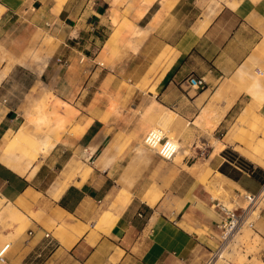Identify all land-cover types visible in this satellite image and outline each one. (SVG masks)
I'll list each match as a JSON object with an SVG mask.
<instances>
[{
    "label": "crops",
    "instance_id": "obj_1",
    "mask_svg": "<svg viewBox=\"0 0 264 264\" xmlns=\"http://www.w3.org/2000/svg\"><path fill=\"white\" fill-rule=\"evenodd\" d=\"M114 2L0 0V247L13 238L0 264H208L224 217L212 192L261 191L264 0H117L127 27L142 31L131 37L126 28L123 39L143 42L104 71L97 60L113 28L104 16ZM51 39L52 55L30 70L31 53ZM72 74L80 78L75 108L65 101ZM190 76L205 87L191 88ZM126 82L132 95L117 101ZM40 84L80 115L30 163L29 154L11 155L9 147L36 127L31 112L25 119L26 99ZM169 117L170 129L192 146L181 163L142 148L145 129ZM209 125L211 134L201 127ZM15 157L23 163L10 166ZM254 232L264 263V208Z\"/></svg>",
    "mask_w": 264,
    "mask_h": 264
},
{
    "label": "rangeland",
    "instance_id": "obj_2",
    "mask_svg": "<svg viewBox=\"0 0 264 264\" xmlns=\"http://www.w3.org/2000/svg\"><path fill=\"white\" fill-rule=\"evenodd\" d=\"M116 4H117V0H116V2H114L112 4L111 10H109V12H107V14H105V16H104L105 19H108L113 26V28L111 30H109L110 34L106 35V37L104 39H102L103 42H102L101 48H100L102 50H101L100 57L97 60V62L100 64L99 66H103V68L105 69L104 71H111V70H107V67H110V68L116 67L117 62L119 60H121L125 54L131 53L133 55L134 53H136L131 49L130 44L132 42L131 43L129 42L127 45L124 42H122V40H121V39H123L122 36H124V30L128 27L126 26L127 21L123 22V19H124L123 16L119 13V11L115 10L114 6ZM118 13L120 15V20L114 22V17ZM113 15H114V17H112ZM117 28L121 29L122 33L120 36L117 37L118 43H117L116 47L114 49L112 48L109 53H104V48H105L106 43L109 40H110V43H112V41H115L114 33H115V30ZM46 42H47V48L46 49H43V46L40 45V47L36 48L35 54L31 53L32 57L29 59L31 66L29 67V69L34 71V72H38L37 70L40 69L43 65L42 62H40L41 57L46 58V57H48V55L51 56L53 51H54V48H55L54 40L51 39V40H48ZM136 42H139V41L136 40ZM49 44L51 45L50 47H49ZM4 56L9 57L10 54L6 53ZM15 62L16 61L9 60L8 64H12ZM17 62L19 64V61H17ZM86 63H87V59L83 57V63H81V65H85ZM75 64L77 67L78 66L77 64H80L79 60H78V62L74 63V66L72 69H74ZM0 65H1V63H0ZM104 73L105 74L102 77H100L99 80L103 81V83L106 85L107 80L109 78H108V76H106V72H104ZM79 79L80 78H76V76L74 74H72V76H70V78H66V81H67L66 86L69 89L67 92H65L66 100L65 99L64 100L66 102L70 103L73 107H74L76 101L79 102L76 99V97L78 96V92L75 91V90H79V84L77 83ZM82 79H84V78H82ZM41 85L42 84H40V87L38 86V87L34 88L32 93L27 94V99H26L27 108L25 110V119H26L28 112H31V113L38 112L39 113V111H41L40 115H42V119H43L42 122L40 123L39 126H36V127L32 128L30 131H28V134L26 136H23L22 140H16L9 147L11 155H14L16 153L21 154V155L23 153L29 154L30 155L29 156V162L30 163L38 162L43 157H45L46 154L48 153V151L59 140V138L60 137L62 138V136L64 134L68 133L66 129H69L72 125H74V123H76V118L80 115V111L78 112L75 109H73L72 107H70L68 104L62 103L61 101L57 100V98L61 99L60 96H58L51 89H43V87ZM123 86L125 88H128V90L126 92V95L116 94L117 95L116 99H117V101H120V102L129 100V98L131 97L132 92H133V87L129 86V83L126 82V84H124ZM47 91L50 92V95H48V96H50L51 101L48 102L47 104H44V105L42 104L41 106L43 108H41V109L36 107L34 105V102H33L34 99H32V98L34 96H38L41 98V100H45L47 97V95H46ZM81 93H83V92H81ZM84 94H85V98H87L89 100L90 94H87V93H84ZM79 105H81V103H79ZM36 108H37V111H36ZM66 108L68 110H71L72 113L70 115L66 116V119H64L58 113H64L65 114ZM87 111L89 112V109H87ZM38 113H36V115ZM45 113H48L49 117ZM58 115L60 117H58ZM23 121H24V119L21 118V124L23 123ZM159 122L160 121H158L157 123H153L152 125H149L144 131V136L151 129L161 128L165 131L167 137H169L171 140H174V141L179 140L180 142L184 143L187 146L188 153H187V155L184 156V158H186L187 156H191V154H192V148L191 147L192 146H190V144L187 143L186 141L180 140L181 134L177 133L176 131H173L172 128L170 129V127H172V125H170V126L166 125L163 121H161L160 123ZM239 122L241 123L240 120H239ZM201 127L204 128L208 134L212 133L213 129L210 127V125L205 126V127L201 126ZM223 133H225V131ZM42 135L43 136H49L50 139H49L47 144H44L39 139ZM144 136L142 139V148L144 149V151H149L150 153L155 154L154 151L153 152H152V150L150 151L149 148L144 144ZM174 137L176 139H174ZM220 137H222V136H220ZM61 138H60V140H61ZM201 144L202 143L199 141L198 146H201ZM23 145H24L25 149L21 150L20 146H23ZM38 152H40L42 155L39 156ZM184 158H183V160H184ZM14 159H16V161H14V162L10 161V166H17V165L23 163L20 160H18L19 158H17V157H15ZM173 161H174V164L177 163V161H175V160H173ZM205 178H207V176H205ZM212 194L215 198H219L223 202V204H225L230 209L237 208V207H244L245 208L248 205V203L241 196L242 194H244V192L241 190L226 189V187L223 186L222 189H218L216 193L212 192ZM263 208H264V203L262 202L258 205L257 209L254 211V214L252 216V220H254L255 223L258 221V219L260 217L261 210ZM9 217L13 218L12 215H10ZM258 237L259 236H257V234H255L254 229L249 228L248 226L244 227L235 236L234 240L231 242L229 247L224 252H222L221 255L216 254V252L212 255V258L210 259L208 264H260V263H262V260L259 257V254L263 248L261 245L262 240H261V238L258 239ZM12 241H13V238H6L3 242L4 244L0 247V249L7 243L12 244ZM259 261H260V263H259Z\"/></svg>",
    "mask_w": 264,
    "mask_h": 264
},
{
    "label": "built area",
    "instance_id": "obj_3",
    "mask_svg": "<svg viewBox=\"0 0 264 264\" xmlns=\"http://www.w3.org/2000/svg\"><path fill=\"white\" fill-rule=\"evenodd\" d=\"M188 85L191 88L202 89L205 87L206 82L203 78L190 76L188 78ZM144 144L167 162L173 161L178 152V146L175 141L167 137L165 131L161 128L149 130L144 136ZM241 196L248 203L245 208L237 207L230 209L220 201L218 202L224 213V217L220 225L222 230L221 243L216 254L221 255L244 227L255 228V221L252 220V216L258 205L262 202L264 203V184L258 194L244 193ZM46 237H49V234H46ZM10 248L11 243H7L0 249L1 263L6 261Z\"/></svg>",
    "mask_w": 264,
    "mask_h": 264
},
{
    "label": "bare ground",
    "instance_id": "obj_4",
    "mask_svg": "<svg viewBox=\"0 0 264 264\" xmlns=\"http://www.w3.org/2000/svg\"><path fill=\"white\" fill-rule=\"evenodd\" d=\"M120 20V15L119 14H116L115 15V17H114V22H116V21H119ZM126 26H127V23H126ZM129 33H130V36L132 37V36H136V35H139V34H141V29H139V28H135V27H133L132 25H130L129 24ZM121 33H122V30L121 29H116L115 30V33H114V37H115V41H112V43H108L109 45H107V47H108V49H109V52L111 51V49L113 48H115L116 47V45H117V40H118V36H120L121 35ZM121 38V37H120ZM123 38V37H122ZM122 40V42H124L125 44H127L128 45V41H126L125 39H121ZM143 41H142V38H140V40H139V42H135V43H131L130 44V46H131V48H134L135 50H137V48L139 47V44H141ZM232 83V82H231ZM231 83H230V85H231ZM229 85V86H230ZM233 88V86H230V88ZM223 88V87H222ZM225 88V87H224ZM231 88V89H232ZM230 89V91H232L233 89H235L236 90V87L235 88H233L232 90ZM224 89H222V91H223ZM227 90V89H226ZM238 90V89H237ZM230 91H228V93L230 92ZM225 93H226V91H225ZM237 99V98H236ZM47 102L48 101H46V100H42L40 103H36L35 104V106L36 107H38V108H43L41 105L43 104H47ZM234 103V102H233ZM231 105V104H230ZM36 111H37V108H36ZM40 112L41 111H39V113L38 112H36V113H38L37 115H36V113H32V115L29 117V122H30V124L32 123V124H34L35 126H39L40 125V123L42 122V115H40ZM166 125H173L174 124V122H173V119L171 118V117H169V118H166V119H164V121H163ZM214 126H211V128H213ZM154 129H157V128H154ZM128 141V139H123V142H127ZM175 143H176V145L178 146V152H177V155H176V161L177 162H179V163H181L182 162V159L184 158V156L185 155H187V153H188V150H187V148L184 146V145H182L179 141H175ZM133 152H135V151H133ZM7 157H8V153L7 152H5L3 155H2V157H1V160H6L7 159ZM192 172H193V174H196L197 173V171H195L194 169H192L191 170ZM201 174V176H203V173L201 172L200 173ZM210 184V183H209ZM208 183H206V186L207 187H209L210 188V185H209ZM212 186V185H211ZM221 186H220V184H218V185H215V186H212V189H216L217 190V188H220ZM214 189V190H215ZM221 189V188H220ZM211 191H213V190H211ZM215 192V191H214ZM217 192V191H216ZM11 230V229H10ZM13 230V229H12ZM20 228H16L14 231H12L11 232V236H14L15 234H17V233H19L20 232ZM258 236V235H257ZM260 237H258V239H259ZM235 254V253H234ZM259 263H260V261H259ZM260 264H264V263H260Z\"/></svg>",
    "mask_w": 264,
    "mask_h": 264
}]
</instances>
